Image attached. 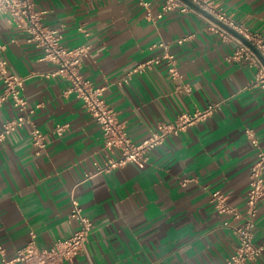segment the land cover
<instances>
[{
  "label": "crops",
  "instance_id": "crops-1",
  "mask_svg": "<svg viewBox=\"0 0 264 264\" xmlns=\"http://www.w3.org/2000/svg\"><path fill=\"white\" fill-rule=\"evenodd\" d=\"M138 1L34 0L45 11L44 23L60 27L64 46L91 44L82 74L105 87L107 103L133 141L183 111L212 102H221L220 108L167 136L144 168L129 163L93 173L94 163L105 157L99 125L81 99L64 93L66 80L44 76L53 65L0 13L3 56L11 72L25 77L23 96L34 109L30 122L0 140V244L7 258L31 231L38 246L72 234L77 222L70 217L71 196L94 225L83 251L63 264H221L234 251L232 227L241 220L217 212L210 191H222L244 210L256 153L244 129L252 128L264 146V88L251 86L254 68L228 60L233 44L211 32L202 15L174 10L159 19L164 0H145L148 7ZM216 2L236 22L264 35V0ZM156 41L169 43L182 77L170 80L160 62L118 84L128 68L161 51L150 48ZM16 114L11 101L0 105V130ZM57 124H68L62 136L52 132ZM32 125L47 133L42 149L30 140ZM184 178L194 180L182 185ZM253 233L255 244L264 240V196ZM250 264H264V252Z\"/></svg>",
  "mask_w": 264,
  "mask_h": 264
},
{
  "label": "built area",
  "instance_id": "built-area-1",
  "mask_svg": "<svg viewBox=\"0 0 264 264\" xmlns=\"http://www.w3.org/2000/svg\"><path fill=\"white\" fill-rule=\"evenodd\" d=\"M188 1L164 0L156 17L160 19L167 12L174 10L196 12L202 15L211 32L221 40L233 44L228 60L244 61L254 68L255 74L251 86L264 88V63L257 54L258 52L264 58V35L253 32L244 24L236 22L216 0ZM138 2L145 7L149 6L148 1L139 0ZM192 4L211 15L213 19ZM0 13L7 16L10 22L20 26L26 33V40L42 50V59L53 65L44 76L66 80L68 85L64 93L74 94L81 99L85 109L99 125L105 157L103 163H94L93 173L108 172L129 163L135 164L138 168H144L149 161L150 152L161 145L167 136L178 135L189 126L207 119L221 106V102H212L203 108L183 111L173 120L158 121L155 129L148 136L135 142L130 138L125 126L118 121L116 111L107 103L104 97L105 87L94 85L82 74V61L89 55L91 44L64 46L61 42L60 27H50L44 23L45 11L37 9L34 0H0ZM146 16L152 17L150 11L146 12ZM190 36H183L177 39V42L181 43ZM153 47H158L161 51L128 68L117 81L118 84H128L134 74L144 73L160 62L165 63L167 76L170 80L176 82L182 77L178 70L177 59L169 50V43L156 41L150 46V48ZM5 48V44L0 42V83L2 85L0 105L11 101L17 114L2 121L0 140L30 122L34 112L23 96L25 77L9 70L8 61L3 56ZM177 88L190 90L188 86L183 87L181 84H177ZM67 125L57 124L52 132L56 136H62ZM244 134L248 142L256 148L255 159L249 169L244 210L240 211L236 206L230 204L228 195L222 191L217 189L210 191V202L217 212L241 220L238 225L232 227L237 237V245L221 264H250L264 252V240L258 244L253 241L258 202L264 196V146H261L252 128L246 127ZM30 140L33 145L42 149L47 142V133L38 126L32 125ZM192 180L194 178H184L181 180V184L185 185ZM70 217L77 222L72 234L64 238H57L48 246L37 245L34 231L30 232L28 242L16 249L12 258L6 257L5 248L0 244V264H63L65 261L72 260L83 251L94 223L90 217L83 213L81 205L74 196H71ZM224 224H227V221Z\"/></svg>",
  "mask_w": 264,
  "mask_h": 264
},
{
  "label": "water",
  "instance_id": "water-1",
  "mask_svg": "<svg viewBox=\"0 0 264 264\" xmlns=\"http://www.w3.org/2000/svg\"><path fill=\"white\" fill-rule=\"evenodd\" d=\"M186 1H188V0H186ZM189 2V1H188ZM193 5V4H192ZM194 7H196L198 10H200L202 13H204L205 15H207V16H209V17H211L212 19H213V17L211 16V15H209L208 13H206L205 11H203V10H201L200 8H198L197 6H195V5H193ZM257 52V51H256ZM257 54L259 55V57H260V59H261V61H262V63H264V58H262V56L257 52Z\"/></svg>",
  "mask_w": 264,
  "mask_h": 264
}]
</instances>
